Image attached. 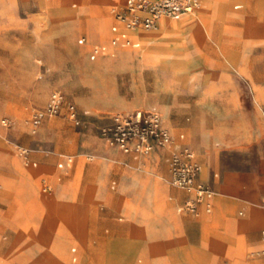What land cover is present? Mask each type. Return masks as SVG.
I'll list each match as a JSON object with an SVG mask.
<instances>
[{"label": "rangeland", "instance_id": "obj_1", "mask_svg": "<svg viewBox=\"0 0 264 264\" xmlns=\"http://www.w3.org/2000/svg\"><path fill=\"white\" fill-rule=\"evenodd\" d=\"M31 1L0 0V156L17 161L22 172L0 173V264L4 259L18 264H105L103 242L128 236L116 226L139 221L152 231L151 216L142 210L146 195L133 191L139 177L144 178L145 187L154 180L170 192L177 191L169 185L167 164L165 173L148 172L144 165L141 168L144 161L163 165L165 158L156 156V149L141 157L138 167L124 165L122 158L108 153L96 130L111 114L137 108L161 112L175 144L184 136L202 167L201 178L215 193V202L230 204L220 222L223 226L225 220L241 224L239 253L225 247L217 264H264V252L257 247L264 229V0H228L214 35L210 38L202 33L192 39L209 64L184 60L187 50L177 49L185 40L177 37L165 42L170 51L164 54L146 56L141 45L138 50L126 49L92 62L88 59L91 45L109 41L110 0H44L41 7ZM89 1L103 10L101 39L95 30L89 36L93 10ZM235 5L242 8L234 10ZM241 13L262 18L254 25L249 43ZM81 37L86 39L84 45L78 44ZM53 91L62 92L76 106L84 128L58 117L51 119L56 125L46 127L44 123L38 135L30 136L20 122L41 109ZM4 118L15 125L2 127ZM16 145L29 151L28 161L19 156ZM61 156L73 158L65 171L57 168ZM39 157L51 160L44 164L52 171L35 182L47 209L54 208L53 177L68 178L77 160L82 163L80 176L85 175L87 165L108 167L105 192L113 203L122 198V207L113 211L102 198L83 224V248L70 238L76 229L71 216L32 206L27 175L41 168ZM27 162L36 163L37 168ZM112 180L118 185L114 193L109 191ZM170 196L166 195L169 203ZM216 213L215 205L206 216ZM200 217L201 213L193 216ZM150 253L155 255L156 249L150 248ZM146 259L140 255L135 261L143 264ZM162 260L164 264H181L186 259Z\"/></svg>", "mask_w": 264, "mask_h": 264}, {"label": "crops", "instance_id": "obj_2", "mask_svg": "<svg viewBox=\"0 0 264 264\" xmlns=\"http://www.w3.org/2000/svg\"><path fill=\"white\" fill-rule=\"evenodd\" d=\"M227 1L228 0H200L201 5L198 13L195 16H188L189 18H183H187L180 24V26L183 27V33L181 29L179 30L177 24L168 21L160 25L157 31H143L144 34H142V32H139L142 30H138L135 32V34H133V38L140 43V48L141 45H143L145 55L148 56V54L158 55L167 53L168 51H170V49L168 48L165 42H167V40H169L171 37H177L180 40H185L177 49L180 51L187 50L184 55V60L188 62H195L198 64H209L207 61H205V58L199 53L194 43L191 41L193 38L202 33H205L210 38L214 35L215 26L218 25L220 22L221 16L223 15V12L226 8ZM31 2H33V4L38 3V6L40 7L44 4V0H33ZM110 2L112 3L110 6H112L113 9L115 7L122 6L124 0H110ZM89 6L93 9L91 16L93 30H95V32L97 30L96 33L101 39L104 36V32L101 29L99 21H101L100 15L101 13H103V10L97 8V6H94V4L92 5L90 1ZM74 7H76V5H74ZM241 8V5H235L233 7L234 10H240ZM262 9L264 15V7H262ZM240 15L243 16L246 22V30L244 34L246 42L249 43L250 39L252 38V32L255 29L254 25L258 23L262 18H259L257 20L253 17L247 18L246 16H244L243 13H241ZM115 24L116 22L114 21L113 16L110 13V27L108 29L109 39L111 37L110 28L112 25ZM241 34L243 33H237L239 37L241 36V38H243L244 35ZM188 39L190 40L188 41ZM123 51L125 50H118L117 53ZM221 67L223 73L224 67ZM51 119L52 118L45 119L42 123V126L44 123L46 127L56 125L57 121ZM109 123L110 117L102 126L107 125ZM165 125L171 130L172 133V129L169 127V125H167L166 123ZM83 128L84 127L80 129ZM97 129L98 127L96 128V130ZM179 139L181 140V143L175 144L173 136V144L170 148L157 149L154 152L156 156L165 158V163H163V165L162 162L160 165L157 164L156 160L144 161V163L142 162V165L145 166V169L148 172H151L154 169L161 173H165V165L167 164L169 174L168 164L171 153L175 149H178L183 145H188L192 148L189 143L184 142L183 135L180 136ZM106 148L110 155L122 158L125 161L123 162L124 165H136L138 167V163L143 159L141 157L123 155L122 153L116 150L109 149L107 146ZM38 160L41 162V168L34 172L35 179L31 175H27L30 177L31 183V190L28 191V193L31 200H33L32 206H37L41 211H45L46 213L57 214L62 211L66 215V217L71 216L76 229L70 238L73 243L77 244L81 248L85 247L86 239L82 231L83 224L86 220L89 219V216H91L93 212L97 210V207L101 202L102 198H106L105 200L109 203L113 211L116 209L117 206L122 207V198L121 201L117 200L113 203V198L108 196V194L105 192V172L107 171L108 167L105 165L101 166L97 164V167L95 169L96 173L94 172V177L93 174L91 175L89 173L90 165H87L84 167L85 175L82 174L84 176H80V167L82 166V163L80 160H77L75 169L73 170V172H71L68 178L62 180L61 176L57 174L58 179L56 180V178L52 176L53 180L55 179L54 186L56 192L53 193V196H51V200H55V202H60L61 206L59 208L47 209L42 205L40 201V194L37 191V186L35 182L41 174L50 173V171H52L47 165L44 164L51 160L44 159L41 157H39ZM70 166L71 165L65 166L62 169L58 167L57 168L58 170L65 171ZM20 170L21 169L18 167L17 161L9 157L4 158L3 156H0V173L8 175L12 173H22ZM199 178L202 182L209 185L207 180H203L201 178V171ZM143 179V177H139L136 179V188L133 192L146 195L145 208H143L142 210L144 211L145 216H151L152 231H147L145 229V225L143 223L141 224V222L139 221H132L127 226H116V230L119 231V233L123 232L128 236L126 239L103 242L102 246H104L105 248V264H122L120 259L124 258L125 256H128V258L130 257L131 259H133L135 264H142L141 261L139 263H136L135 261V259L140 255H144L147 257V261L144 264H164L162 259H186L185 261H181V264H217L218 259H222L221 254L225 247H232L235 254L239 253L240 245H243V242L239 237L241 224L234 220H225L226 223H224L223 226V223L220 222L221 217L224 216L225 211H227V208H229L230 204L223 200H217V202H215L214 199L213 209L211 213L213 212L215 205L217 213L214 214L212 217L206 216L210 215L211 213L207 214L204 211L203 206L198 207L197 215L180 212L179 208L182 207L189 198V196L185 192L174 188L169 184L171 188L177 190L175 192H170V190L166 186L158 185L154 180L150 183L148 187H145V182H143ZM123 183H125V181H123L122 184ZM117 187L118 185L115 180L110 181V192H116ZM168 193H171L173 195L169 197V201H171L172 203L166 201V195ZM116 198L120 199V196L118 195ZM173 202L175 203V212L173 211ZM222 202L226 204L225 209L223 208ZM220 211H222L223 213H221ZM200 213V218H193V216H199ZM180 215L184 216L181 217ZM119 220L122 221L121 218ZM233 224H236L235 229H233L232 227ZM263 230H261V232ZM261 239L262 242H259L257 247L262 248V251L264 252V239L262 235ZM14 246L15 245H13V247ZM150 248L156 249L155 255H151ZM72 253L74 254L75 250H72ZM2 262L3 264H18L14 261H9L5 259Z\"/></svg>", "mask_w": 264, "mask_h": 264}, {"label": "built area", "instance_id": "obj_3", "mask_svg": "<svg viewBox=\"0 0 264 264\" xmlns=\"http://www.w3.org/2000/svg\"><path fill=\"white\" fill-rule=\"evenodd\" d=\"M200 0H124L122 6L112 9L115 25L110 28L111 37L106 44H93L88 52L92 62L114 57L118 50L139 49L140 43L133 38L138 30L149 31L157 27L163 19L178 21L191 16L200 8ZM85 37L78 40L84 45ZM62 117L76 128L84 127V122L76 106L68 101L60 91H53L41 109L33 110L31 115L20 122L25 131L35 136L39 133L45 119ZM4 128H11L15 121L4 118ZM99 137L109 149L123 155L146 157L156 149L170 148L173 144L171 130L165 125L164 116L155 109L137 108L118 111L110 115V123L97 129ZM21 158L28 161L29 151L15 146ZM62 169L73 162L70 156H61ZM169 184L189 198L180 212L198 214V207L210 214L213 209L214 191L200 180L201 167L193 149L183 145L175 149L169 158ZM49 190V187H46ZM264 239V230L261 232Z\"/></svg>", "mask_w": 264, "mask_h": 264}, {"label": "bare ground", "instance_id": "obj_4", "mask_svg": "<svg viewBox=\"0 0 264 264\" xmlns=\"http://www.w3.org/2000/svg\"><path fill=\"white\" fill-rule=\"evenodd\" d=\"M96 2V0H93L92 1V3H95ZM202 3V2H201ZM199 11V9L197 10V11H195L191 16H189V17H192V16H195L196 14L195 13H197ZM188 17V18H189ZM215 17V16H214ZM187 19V18H186ZM186 19H184V20H180V21H176V22H174V21H171V20H166V19H163V20H161L160 22H159V24L157 25V27L156 28H154V29H152V30H158L159 29V27H160V25H162V24H164V23H166V22H168V21H170V22H173V23H175V24H177V27L179 28V30L181 29V31H182V33H183V27L182 26H180V24L183 22V21H185ZM93 27H91V32H90V34H89V36H91L92 34H93ZM149 31H151V30H149ZM96 32H97V30H96ZM140 33L142 32V34H144L143 33V31H139ZM186 33H188V32H186ZM142 40V39H141ZM27 165H31L33 168H36L37 167V165L36 164H31L30 162H27L26 163ZM96 167H97V163L96 164H94V165H92V166H90V170H89V173L92 175H94V172L96 171L95 169H96ZM141 168H143V165H142V167ZM141 168H140V171H142L141 170ZM96 173V172H95ZM201 173H202V168H201ZM29 175H31L34 179H35V177H34V175H35V173L33 172V173H30ZM208 176V175H207ZM87 177V176H86ZM94 177H95V175H94ZM96 179V178H95ZM57 180V179H56ZM87 180V179H86ZM223 203V208L225 209V203L224 202H222ZM46 206H48V205H46ZM52 206L54 207V208H59L60 206H61V203L60 202H55V200H53L52 201ZM204 221V220H203ZM233 229H235V227H236V224H233ZM140 254V253H139ZM136 255V254H135ZM121 260V262H122V264H135L134 263V261H133V259H131L130 257L128 258V256H125L124 258H122V259H120ZM144 264V263H143ZM150 264V263H149Z\"/></svg>", "mask_w": 264, "mask_h": 264}]
</instances>
